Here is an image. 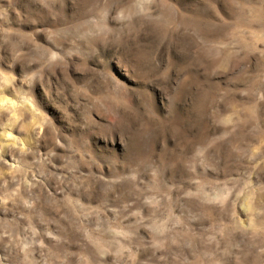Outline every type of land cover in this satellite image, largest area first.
Returning <instances> with one entry per match:
<instances>
[{
    "label": "rangeland",
    "instance_id": "374dc122",
    "mask_svg": "<svg viewBox=\"0 0 264 264\" xmlns=\"http://www.w3.org/2000/svg\"><path fill=\"white\" fill-rule=\"evenodd\" d=\"M0 264H264V0H0Z\"/></svg>",
    "mask_w": 264,
    "mask_h": 264
}]
</instances>
